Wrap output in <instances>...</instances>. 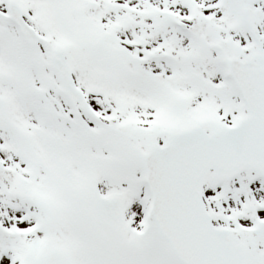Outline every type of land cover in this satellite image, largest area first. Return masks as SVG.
<instances>
[{"label": "snow or ice", "instance_id": "1", "mask_svg": "<svg viewBox=\"0 0 264 264\" xmlns=\"http://www.w3.org/2000/svg\"><path fill=\"white\" fill-rule=\"evenodd\" d=\"M0 264H264V0H0Z\"/></svg>", "mask_w": 264, "mask_h": 264}]
</instances>
